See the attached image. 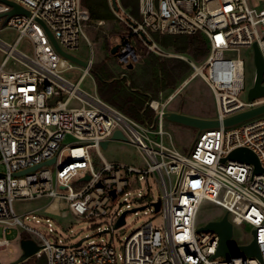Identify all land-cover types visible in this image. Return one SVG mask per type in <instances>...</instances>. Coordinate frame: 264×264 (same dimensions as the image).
<instances>
[{
  "label": "built area",
  "instance_id": "built-area-1",
  "mask_svg": "<svg viewBox=\"0 0 264 264\" xmlns=\"http://www.w3.org/2000/svg\"><path fill=\"white\" fill-rule=\"evenodd\" d=\"M12 1L29 14L7 17L12 6L0 2V31H19L12 44L0 38V51L5 54L0 61V224L5 231L21 226L23 232L37 236L39 240L22 235L21 239H34L40 249L33 256H45L47 264H264V172L255 173L254 164L246 161H222L234 149L247 147L264 168V114L201 131L190 153L176 145L163 117L196 75L213 92L216 117L221 121L264 104V96L248 97L254 83L247 89L244 59L225 56L243 47L253 50L257 43L264 57V0L260 7L248 0H139L138 16L121 0H116L117 9L109 0L115 17L126 26L127 40L119 43L117 52L125 68L143 59L141 46L160 58L183 59L192 69L166 98L148 99L153 113L143 121L80 87L90 74L93 59L87 60L90 65L83 68L77 82L63 75L75 65L56 49L51 35L70 53L79 47L81 36L87 38L90 13L82 0ZM155 32L201 33L209 52L198 64L163 46ZM24 38L31 52L18 49ZM244 91L246 100L240 97ZM117 130L139 149L144 167L103 156V141H110ZM93 150L100 166H96ZM52 158L55 161L48 164ZM37 165L41 166L32 170ZM138 175L146 181L153 175L162 194L155 200L139 193L134 198L139 204L136 207L162 212L165 224L156 226L149 221L142 225L126 239L120 257L111 241L84 240L78 246L62 240L51 242L14 210L16 199H59L80 218L108 217L110 224L102 232H113L125 210L112 213L110 207L121 196L128 201L130 189L140 181ZM205 200L224 208L233 225L246 223L257 230L262 260L242 250L230 258L214 257L219 234L199 230L198 215ZM157 201L159 209L154 205ZM126 206L127 210L135 208L131 203ZM9 243L8 238H0V249Z\"/></svg>",
  "mask_w": 264,
  "mask_h": 264
},
{
  "label": "rangeland",
  "instance_id": "rangeland-1",
  "mask_svg": "<svg viewBox=\"0 0 264 264\" xmlns=\"http://www.w3.org/2000/svg\"><path fill=\"white\" fill-rule=\"evenodd\" d=\"M248 1L251 5L256 7H260L261 5L260 0ZM125 32L126 26L118 21L116 17L109 21L90 20L85 27L87 38L81 36L79 47L71 52L84 60L93 59L92 66L106 61L109 67L113 69L116 74H119L122 71V67L120 66L118 55L115 56L112 54V48L123 41L122 37L125 35ZM18 36L19 31L15 28H5L0 31V38L11 44L15 42ZM18 49L31 52V47L27 38H24L18 44ZM184 54L194 59L198 64L202 62L188 53ZM4 56L5 54L0 51V61ZM225 56L228 58L240 57L244 59L246 87L249 89L254 83L256 74L253 61V50L243 47L239 51L226 52ZM142 63L143 61L140 62L138 66H141ZM74 65L75 67L64 71L63 75L75 83L81 76L84 66L75 62ZM191 72L192 69L186 76ZM80 87L89 94H98L97 79L92 70H90V74L82 79ZM166 96L167 93H161L158 99L163 100ZM240 97L246 100L247 91H244ZM168 109L182 110L211 117H216L218 112L213 92L199 75L194 76V78L189 81L180 94L177 95L174 101L168 106ZM165 124L166 128L172 133L176 145L182 150L189 149L195 139L196 129L168 120H165ZM66 140H70V137H67ZM93 153H95L94 150ZM102 154L109 161L141 167L146 165L139 149L135 145L122 140L110 141L108 147H102ZM95 163L96 166H100L101 164L97 154L95 155ZM0 169H3V166H1ZM140 176L141 175H138L137 178L140 179ZM139 193L147 194L148 198H154L155 200H158L162 194L153 175H150L148 181L143 178L135 182L127 197L128 201H125L124 197L121 196L112 203L110 207L111 212L114 213L116 211L122 212L127 210V203H131L132 207L138 206L139 204L134 201V198L138 196ZM13 206L15 213L21 216V219L26 225L39 230L46 235L51 242L62 240L69 244H75L82 239H84L85 242L92 240L95 242L111 241L116 249L118 257L123 254V245L126 239L142 225L149 221H152L156 226L165 224V218L162 212L154 213L147 207L146 209H139L127 213L125 225L118 227L113 232H102L104 229L108 228L110 224L108 217H95L92 219L80 218L71 212L67 202L59 199L47 197L34 200L16 199L14 200ZM225 213V209L221 206L205 200L198 215L199 224L203 226L210 220H218ZM252 230L253 227L246 223L234 224L232 242L236 245L250 243L254 238ZM21 235L22 237H33L35 240H39L38 237L32 233L23 232L21 226H14L5 231L3 225L0 224V238H8L10 240L7 247L0 249L1 264H10L21 257L23 253ZM238 252H241V250ZM25 263L24 261V264Z\"/></svg>",
  "mask_w": 264,
  "mask_h": 264
},
{
  "label": "trees",
  "instance_id": "trees-1",
  "mask_svg": "<svg viewBox=\"0 0 264 264\" xmlns=\"http://www.w3.org/2000/svg\"><path fill=\"white\" fill-rule=\"evenodd\" d=\"M121 1L133 14L139 15V0ZM82 4L89 11L91 21H109L115 17L109 0H82ZM155 37L166 48L179 53H188L197 60H202L209 52L207 39L201 33L165 35L155 32ZM122 40H127L125 35ZM139 50L144 55L140 61H143L141 66H138L139 62L129 69L120 63L122 71L116 74L106 61H102L93 65L91 70L96 76L97 91L103 100L130 117L143 121L144 116L147 118L153 113L149 107L144 110L149 97L159 98L161 93H170L190 71V66L180 58H160L148 53L141 46ZM124 73L130 79V85L127 84L128 78L122 77ZM25 262V264H47L43 255L32 256Z\"/></svg>",
  "mask_w": 264,
  "mask_h": 264
},
{
  "label": "water",
  "instance_id": "water-1",
  "mask_svg": "<svg viewBox=\"0 0 264 264\" xmlns=\"http://www.w3.org/2000/svg\"><path fill=\"white\" fill-rule=\"evenodd\" d=\"M0 2H4V3L12 6V9L6 13L7 17H10L11 15H13L15 13L29 14L28 10H26L21 5L17 4L16 2H14L12 0H0ZM113 5L116 9L118 8L116 0H113ZM51 39H52L56 49L63 56L69 58L70 60H72L73 62H75L81 66L89 67L90 64L87 60H84V59L76 56L75 54L67 52L64 49H62V47L59 45V43L57 42V40L54 38L53 35H51ZM118 50H119V44H116L112 48V54L115 55L118 52ZM253 61H254V65H255L256 74H255L254 85L250 88V90L248 92V97L251 100L255 99L257 97H260V96H264V84H263V82H264V57H263L262 52H261L257 43H255L253 45ZM133 67H134L133 63H130L128 65L129 69H131ZM122 77L128 78V76L126 74H123ZM127 84L130 85V79L129 78H128ZM151 97L152 96L149 97V100L151 99ZM149 100L146 101L144 110H146L148 108ZM261 114H264V104L256 106V107L248 109V110H245V111L238 112V113L230 115V116H227L222 121L218 117H201V116L187 114V113H184V112L179 111V110L176 111V110H170V109L163 113V117L168 121H173V122L180 123V124H183L186 126H190V127H193L196 129L195 139L193 140L191 146L188 149V153H190V151L192 150V148H193V146H194V144H195V142H196L201 131L207 130V129L218 128L221 126V124H223L224 126L236 125V124H239L245 120H248L250 118L256 117V116L261 115ZM157 118H158V115H156L154 122H153V125L156 123ZM121 140L128 142L127 137L122 133V131L117 130V131H115V133L112 136L110 141H121ZM110 141L109 140L103 141L102 147L103 148L108 147V144ZM228 158L246 161V162L254 164L255 173H263L264 172V168L262 167L256 153L247 147H239V148L234 149L227 157H224L222 159V161L224 162ZM54 161H55V158H52L51 160L47 161V163L51 164ZM39 166H41V165H37V166L33 167L32 170L38 168ZM23 172H25V171H23ZM17 174H21V172H18ZM154 205L156 206V209H159L160 201L155 202ZM139 208L142 209V208H144V206L143 207H135V208H132L130 210H125L121 214L118 222L116 223V227H119V226L125 224L126 215H127L128 211L133 212V211L138 210ZM199 230H201V231L213 230L219 234L220 242H219V245H218V248H217V251H216V254L214 255V257L224 256V257L230 258L232 256H235L237 253H239L238 252L239 250H242L247 255L256 256L260 260H262V253H261L260 246L258 245L257 239H256L257 230L256 229L252 230L254 238L250 243L244 244V245L234 244L232 242L233 224L229 220L227 213H225L218 220H210L207 224L200 227ZM83 241H84V239L78 241L74 245L78 246ZM21 246L23 249V253H22L21 257L15 261L11 262L10 264H19L21 262H24L27 259H29L30 257H32L33 255H35V253L40 249V246L32 238H22L21 239ZM0 264H1V262H0Z\"/></svg>",
  "mask_w": 264,
  "mask_h": 264
},
{
  "label": "crops",
  "instance_id": "crops-1",
  "mask_svg": "<svg viewBox=\"0 0 264 264\" xmlns=\"http://www.w3.org/2000/svg\"><path fill=\"white\" fill-rule=\"evenodd\" d=\"M178 111V110H176ZM180 111V110H179ZM182 111V110H181ZM184 113H187V114H191V115H196V116H201V117H211V116H207V115H197V114H194V113H190V112H185V111H182Z\"/></svg>",
  "mask_w": 264,
  "mask_h": 264
}]
</instances>
